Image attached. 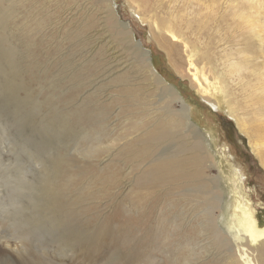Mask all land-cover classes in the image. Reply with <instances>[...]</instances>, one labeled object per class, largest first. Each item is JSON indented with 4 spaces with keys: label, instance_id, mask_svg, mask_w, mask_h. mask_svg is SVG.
Here are the masks:
<instances>
[{
    "label": "rangeland",
    "instance_id": "obj_1",
    "mask_svg": "<svg viewBox=\"0 0 264 264\" xmlns=\"http://www.w3.org/2000/svg\"><path fill=\"white\" fill-rule=\"evenodd\" d=\"M194 1L0 0V264L238 263L233 208L247 196L264 224V168L232 108L253 112L261 75L229 64L264 72V38L240 18L264 19V0Z\"/></svg>",
    "mask_w": 264,
    "mask_h": 264
},
{
    "label": "bare ground",
    "instance_id": "obj_2",
    "mask_svg": "<svg viewBox=\"0 0 264 264\" xmlns=\"http://www.w3.org/2000/svg\"><path fill=\"white\" fill-rule=\"evenodd\" d=\"M248 1L250 2V0ZM199 2H203L204 4H207L206 3L207 0H200ZM190 3L196 4L194 0H190V2H188L187 4L188 8H190L189 7ZM252 3L260 4L262 6L261 2H259L258 0L257 1L252 0ZM199 7L202 10V7L200 4H199ZM259 9L260 7L256 6V10L259 11ZM255 12L256 11H254V13ZM254 13H252L247 8L244 13L240 14L241 20L246 25V28H244L246 32H243L242 34L250 32L252 36H255V37L262 36L264 38V36L261 35L260 31H258L257 29L258 27L261 26V24H264V19L260 16H255ZM154 24H157V22L155 21ZM116 27L118 28L119 33H125L124 38L133 45L134 51L136 53L138 52L141 53V57L143 58L142 62L145 63L146 71L149 72L148 74L151 77H154V79L156 80L159 86L158 89L161 90L162 100L168 97L176 96L175 98L177 102L180 104L179 111L184 115L189 128L193 130L192 132H194V134L198 138H201V137H203V139L206 138L204 137L205 134H203L202 131L197 129V125L194 122L190 121V118L188 117V107L183 101L178 100L179 99L177 97L178 93H177V90L174 88V86L168 84L164 79L160 77L159 73H157L156 71H154V69H152L151 65H152L153 59L150 57V53L148 51H144L142 49V46L138 42L133 41L131 32L128 30L126 25L117 23ZM168 31H169V34H165V36L161 35L163 42L165 44L161 43L160 46L166 50L168 59L171 62V64L175 68L179 69V65L182 64V60H183L179 52L180 47H181L180 46L181 36L177 34L176 32L172 31L171 29H168ZM154 36L156 38V34H154ZM260 48L261 50H263L262 45H260ZM239 52L241 54H244V51L242 50H240ZM190 53H192V51ZM173 55H176L179 58L174 57ZM190 57L192 59L189 61V64L194 67L195 73H198V69L193 63V59L195 58V53H192ZM229 65H230L229 72L231 74H233L234 72H237L238 75H241L242 70H250L252 72H259L258 75H261V77L259 78L260 85L256 86V88H254L252 85L251 94L249 95V99H247V102H249V106L252 108L251 110L253 112L252 113L240 112L238 109H235V108H232L233 110L232 109L231 110L234 113L235 118L238 121V124L240 125L241 130H243L245 133L249 135L250 140L252 142V146L257 156L259 157L262 167L264 168V124H261L262 121L264 122V72L262 71L260 66L257 67V64L255 63L253 65L249 64L247 59H240V60L237 59V61L232 60V63ZM201 74L205 82L207 83L208 78L204 70L201 71ZM200 88L203 94L207 93V89L205 87L201 85ZM175 121L177 122V124H180L178 118L175 119ZM193 146L197 148L196 149L197 151L199 149L198 148L199 142L195 143ZM170 161L171 159H169V162ZM164 163H165L164 161L160 162V164L157 166V169L163 167ZM168 164L169 163H167V165ZM168 169L169 167L166 170L169 171ZM168 174L169 172L166 175ZM233 209H234L233 216L232 218L230 217L231 218L230 229L232 228L234 230L233 236H234L235 247H236L235 249L237 250V253H235L237 256V262L240 264H264V224L260 223L262 220L258 213V210L253 207L252 203H249L247 196L243 194L239 196Z\"/></svg>",
    "mask_w": 264,
    "mask_h": 264
}]
</instances>
